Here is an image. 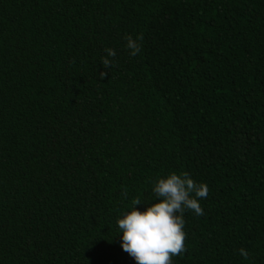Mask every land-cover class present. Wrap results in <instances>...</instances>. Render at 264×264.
I'll use <instances>...</instances> for the list:
<instances>
[{
  "label": "trees",
  "instance_id": "1",
  "mask_svg": "<svg viewBox=\"0 0 264 264\" xmlns=\"http://www.w3.org/2000/svg\"><path fill=\"white\" fill-rule=\"evenodd\" d=\"M173 171L209 187L173 264H264V0H0V264H137Z\"/></svg>",
  "mask_w": 264,
  "mask_h": 264
},
{
  "label": "clouds",
  "instance_id": "2",
  "mask_svg": "<svg viewBox=\"0 0 264 264\" xmlns=\"http://www.w3.org/2000/svg\"><path fill=\"white\" fill-rule=\"evenodd\" d=\"M126 49L131 56L141 51L143 35L135 38L126 35ZM106 55L101 57L105 68L113 66L116 51L106 48ZM107 73L101 72L102 79ZM152 191L159 202L152 203L146 210H138L140 199L132 201L131 211L117 220L122 233L121 247L134 258L137 264H173V257L186 251L187 233L184 231L186 210L193 211L197 216L204 215L200 200L209 194L207 183L196 182L188 172H171L164 178H157ZM239 254L245 259L249 253L241 248Z\"/></svg>",
  "mask_w": 264,
  "mask_h": 264
}]
</instances>
